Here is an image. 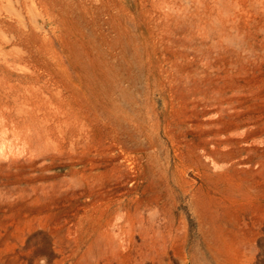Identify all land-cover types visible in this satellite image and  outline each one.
Listing matches in <instances>:
<instances>
[{"label": "rangeland", "instance_id": "obj_1", "mask_svg": "<svg viewBox=\"0 0 264 264\" xmlns=\"http://www.w3.org/2000/svg\"><path fill=\"white\" fill-rule=\"evenodd\" d=\"M0 264H264V0H0Z\"/></svg>", "mask_w": 264, "mask_h": 264}, {"label": "clouds", "instance_id": "obj_2", "mask_svg": "<svg viewBox=\"0 0 264 264\" xmlns=\"http://www.w3.org/2000/svg\"><path fill=\"white\" fill-rule=\"evenodd\" d=\"M219 22V18H213L212 20L214 25H218ZM220 43H222L225 47L232 49L234 52L239 53L245 58V62L248 58L253 56L252 50L247 47L245 36L242 33L231 32L223 34L221 36Z\"/></svg>", "mask_w": 264, "mask_h": 264}]
</instances>
